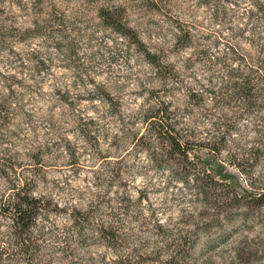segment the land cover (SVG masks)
Wrapping results in <instances>:
<instances>
[{
    "label": "rangeland",
    "instance_id": "obj_1",
    "mask_svg": "<svg viewBox=\"0 0 264 264\" xmlns=\"http://www.w3.org/2000/svg\"><path fill=\"white\" fill-rule=\"evenodd\" d=\"M259 3L0 0V96L9 99L0 101V195L37 177L36 191L93 200L80 240L42 264H264V107L241 99L207 58L230 45L254 53ZM113 8L157 67L101 20L99 9ZM198 83L206 92L195 127L216 146L198 154L233 191L182 181L133 145L154 105H183ZM95 221L112 239L91 229Z\"/></svg>",
    "mask_w": 264,
    "mask_h": 264
},
{
    "label": "trees",
    "instance_id": "obj_2",
    "mask_svg": "<svg viewBox=\"0 0 264 264\" xmlns=\"http://www.w3.org/2000/svg\"><path fill=\"white\" fill-rule=\"evenodd\" d=\"M98 13L106 26L126 37L142 50L150 64L158 66V55L146 48L121 10L99 9ZM256 18L257 24L252 28L250 37L253 54L246 53L243 47L237 49L230 45L221 55L210 53L207 58L213 62L212 65L220 64L223 76L234 78L232 85L240 93L241 99L261 109L264 107V3L256 6ZM233 61L237 62L236 65H233ZM3 84L4 89H13L11 83L4 81ZM205 92L204 83H198L187 89L183 105H174L170 100L159 101L151 108L142 131L134 133L133 145H140L143 151L158 158L182 181L190 179L208 190L224 183L230 188L228 190L233 191L226 182L227 177H220L198 154L203 148L210 151L216 149L213 142H205L204 137L199 135L193 118V107L203 106ZM0 101H9L8 96L1 95ZM84 121L87 124L93 122L94 118L87 117ZM40 148L36 146L35 150L39 151ZM34 156L36 163L41 162V152L39 156L37 153ZM18 181L12 183L7 194L0 195V264H42V259L50 258L56 248L63 250L80 240L83 222L88 226L90 218L94 217L89 208L93 200L88 199L87 207H84L79 198L61 199L51 193L36 191L37 177L32 179L31 186L28 182L21 183V179ZM261 195L264 198V193ZM231 199L241 204L236 194ZM59 219L67 220L68 224H60ZM91 229L102 238L113 237L104 222L95 221Z\"/></svg>",
    "mask_w": 264,
    "mask_h": 264
}]
</instances>
